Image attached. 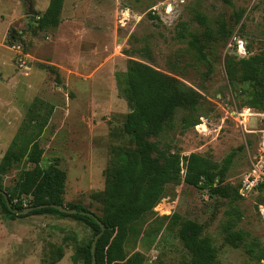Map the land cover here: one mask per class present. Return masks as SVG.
<instances>
[{"label": "rangeland", "instance_id": "374dc122", "mask_svg": "<svg viewBox=\"0 0 264 264\" xmlns=\"http://www.w3.org/2000/svg\"><path fill=\"white\" fill-rule=\"evenodd\" d=\"M48 2L0 0V158L26 119L27 106L36 98L53 105L39 137L41 165L58 159L66 172L64 202L80 203L101 214V204L93 195L104 188L114 149L129 142L122 133L129 106L120 95L116 75L126 70L129 59H137L184 76L201 92V122L182 129L179 111L174 128L162 140L181 155H208L219 165L230 157L224 181L239 190L253 164L264 160V111L240 106L242 84L228 80L225 60L264 48V0L228 4L222 0H64L58 26L40 31L34 17ZM238 12L242 15L234 26ZM198 13L210 28L222 18L232 34L225 42L218 34L207 39ZM181 20L200 41L212 45L205 60L195 59L188 37H177ZM48 108L41 105L39 113L46 116ZM16 173L11 169L3 176L4 187L14 185ZM260 184L235 202L242 214L236 228L249 234L239 246L226 244L221 233L227 200L210 198L181 182L169 187V194L134 223L135 231L125 240L126 254L141 252L143 264H188L189 254L166 227V217L177 212L204 225L218 249L216 264H264V258L250 256L244 246L255 240V254L264 253V185ZM91 236L88 226L69 217L9 218L0 206V264H82L80 258L74 259L76 247Z\"/></svg>", "mask_w": 264, "mask_h": 264}, {"label": "trees", "instance_id": "16d2710c", "mask_svg": "<svg viewBox=\"0 0 264 264\" xmlns=\"http://www.w3.org/2000/svg\"><path fill=\"white\" fill-rule=\"evenodd\" d=\"M222 1L230 3V0ZM63 2L64 0H49L45 10L37 12L38 17H34L35 27L40 31L56 28L61 20ZM241 15V12L235 14L234 26ZM196 18L205 25L203 35L207 39L218 34L225 42L232 34L233 29L222 18L215 19L214 28H210L203 14L198 13ZM177 24L180 27L177 37H188V48L193 51L195 59L198 62L205 60L207 50H212V45L200 41L198 34L188 29L186 21L181 20ZM225 69L230 82L237 79L242 84L238 93L242 97L240 106L246 105L264 111V48L239 58L227 57ZM116 78L120 95L129 106L122 123V133L129 142L114 149L105 169L104 188L93 195L101 204V214L80 203L64 202L66 172L59 167L58 159L41 165L43 148L39 137L48 122L53 105H48L39 98L32 101L27 106L26 119L0 158V189L7 194L13 208L21 211L29 206L63 204L71 209L91 212L103 223L104 231L96 241L93 254L91 243L101 227L92 216L79 211L65 213L50 206L16 213L6 205L0 193V206L4 214L9 218L51 214L81 221L92 232L87 242L76 247L74 259L80 258L82 264H92L93 257L94 264H143L145 257L141 252L126 254L125 240L135 231L134 223L151 212L169 194V187L173 189L184 182L205 191L210 198L227 200L228 209L224 212L226 217L221 224V233L226 244L239 246L249 234L236 228L242 216L235 206V202L241 198L238 186L224 181L230 157L219 165L208 155L196 152L181 155L162 140L166 131L174 128V119L179 111L182 129L194 127L201 122V92L184 81V76L176 77L137 59H129L126 70L117 73ZM41 105L49 107L46 116L39 113ZM11 169L17 170L16 181L12 187H4L3 176ZM166 219L168 231L176 236L189 254L188 264H216L218 249L205 233L202 223L177 212L168 215ZM244 246L250 256L264 258L262 251L255 254L254 247L258 246L255 240L246 241ZM57 249V258L60 259L61 247L58 246Z\"/></svg>", "mask_w": 264, "mask_h": 264}, {"label": "water", "instance_id": "95a60500", "mask_svg": "<svg viewBox=\"0 0 264 264\" xmlns=\"http://www.w3.org/2000/svg\"><path fill=\"white\" fill-rule=\"evenodd\" d=\"M29 12H30V15H31V16L34 14V10L32 9L31 4H30V6H29ZM131 110H132V109H131ZM0 193L3 195L6 205H7L10 209H12L13 211H15V212H17V213H18V212L26 213V212H28V211L34 209V208H38V207H42V206H50V207H54V208H56V209H58V210H60V211H62V212H65V213H76V212L79 211V212L82 213V214H86V215L92 216V217L96 220V222L100 225V227H101L100 232L97 233V234L95 235V237H94V239H93V241H92V243H91V253L93 254V252H94V248H95V244H96V241H97V239L99 238V236H100V235L103 233V231H104V225H103V223H102V222H101V221H100V220H99V219H98L93 213L88 212V211H84V210L71 209V208H68V207L64 206L63 204H55V203L43 204V205H37V206H34V207L29 206V207H25V208H23L21 211H18L16 208H13V207L11 206V204H10V200H9V198L7 197V194H6L3 190H1V189H0ZM94 263H95V261H94V257H93L92 264H94Z\"/></svg>", "mask_w": 264, "mask_h": 264}, {"label": "built area", "instance_id": "2783aa9c", "mask_svg": "<svg viewBox=\"0 0 264 264\" xmlns=\"http://www.w3.org/2000/svg\"><path fill=\"white\" fill-rule=\"evenodd\" d=\"M244 112H250V108H245ZM262 144H264V141ZM262 182H264V160L259 159L253 164L251 172L246 176V179L244 180L243 185L239 188L238 192L241 196H244V192L246 190H250Z\"/></svg>", "mask_w": 264, "mask_h": 264}, {"label": "crops", "instance_id": "0c3cea01", "mask_svg": "<svg viewBox=\"0 0 264 264\" xmlns=\"http://www.w3.org/2000/svg\"><path fill=\"white\" fill-rule=\"evenodd\" d=\"M64 3V2H63ZM63 9V8H62ZM62 12V11H61Z\"/></svg>", "mask_w": 264, "mask_h": 264}]
</instances>
